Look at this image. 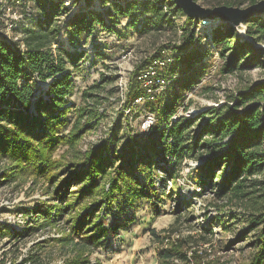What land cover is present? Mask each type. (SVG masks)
<instances>
[{"label":"trees","instance_id":"16d2710c","mask_svg":"<svg viewBox=\"0 0 264 264\" xmlns=\"http://www.w3.org/2000/svg\"><path fill=\"white\" fill-rule=\"evenodd\" d=\"M1 1L18 2L23 9L27 8L25 4L33 2L29 7L32 10H23V19H27L28 24L22 23L14 28L21 38L13 41L0 35V188L29 177L33 186L42 182L46 189L43 195L47 200L32 210L34 223L33 227L28 226V232L56 227L67 217L65 229L58 230L62 232L61 237L46 240V243L54 242L60 249L69 251L62 264H90L93 252L106 242L108 229L101 212L109 211L115 195L124 194L130 204L146 197L143 184L135 174L147 171L150 178V171L154 168L173 181L177 178L175 166L184 158L202 151L206 158L195 169L201 189L209 185L215 187L217 197L250 209L248 224L254 230V236L249 243L253 253L247 264H264V81L239 91L229 100L232 106L224 104L205 113L211 117L192 133L188 144L185 137L200 116L173 118L178 105L176 92L171 94L175 82L185 90L196 84L194 76L183 79L184 75L176 73L174 66L182 60L192 71L202 62L206 51L197 47L200 34L209 49L219 47V71L222 74L260 62L262 51L247 40L237 39L230 24L211 21L207 29L199 32L197 28L202 20L195 22L185 17V23L178 28L181 40L169 53L173 61L162 73L177 77L168 84L172 87L170 96L166 94L169 101L163 102L161 93L149 96L143 81L137 80L139 71L160 57L163 49L138 66L125 95V108L129 112L135 106V100L142 98L150 103L153 98L155 105L150 106V112L155 114V123L160 128L159 140L146 143L127 141L120 155L116 156L109 152L105 143H100L84 153L81 161L70 162L64 154L55 160L53 154L58 147L67 145L69 149L73 148L91 128L89 120L81 124L87 115L85 108L75 113L67 134L59 133L66 126V115L72 110L66 106L71 81L65 69L67 64L76 65L83 55L65 51L61 46L52 48L57 36L53 23L68 15L69 9L62 0ZM91 1L84 0L88 9ZM99 1L103 8L108 5L106 11L91 9L73 15L66 24L67 31L80 36L95 26L109 30L118 23L119 17H128L130 25L133 28L137 25L138 32H141L147 25L140 17L148 12L169 26H174L177 14L185 16L171 0ZM247 1L253 5L260 0ZM224 5L234 7L241 3L227 1ZM139 7L142 11L136 15ZM243 24L248 38L257 44L264 41V15L251 17ZM185 25L189 28L186 29ZM241 61L243 64L239 65ZM35 79L50 81L47 99L35 95ZM156 80L154 77L153 84ZM91 91L90 88L82 92L83 103L88 104L93 99ZM208 136L209 139L203 140ZM142 160H147L145 170L138 169ZM167 165L173 168L167 170L164 168ZM215 179L218 181L211 185ZM165 180H159L158 186L164 188ZM71 184L77 186L74 191H70ZM105 184H109L107 191ZM186 246L187 241L180 240L164 249L159 253V264H201V257L195 251L191 254V261L187 258ZM43 252L41 244H37L22 264H44Z\"/></svg>","mask_w":264,"mask_h":264},{"label":"rangeland","instance_id":"374dc122","mask_svg":"<svg viewBox=\"0 0 264 264\" xmlns=\"http://www.w3.org/2000/svg\"><path fill=\"white\" fill-rule=\"evenodd\" d=\"M227 1L241 3L235 8L245 9L250 6L247 0H201L197 3L212 9L223 6ZM62 2L69 12L53 23L57 36L52 48L61 46L65 51L83 55L76 65L67 64L65 69L71 81V94L67 97L66 106H70L72 110L66 115V126L59 133L67 134L75 120V113L85 108L87 115L81 124L84 125L89 120L91 128L73 148L69 149L67 145L58 147L53 159L58 160L64 154L70 162L81 161L84 153L100 143H105L109 152L116 156L120 155L127 141H158L160 128L155 123V114L150 112V106L155 105L153 98L150 103L145 99L135 103L129 112L125 108V95L135 70L144 60L159 49L169 54L174 45L179 44L181 32L178 28L185 23V16L177 14L174 26H169L148 12L140 17L141 20L145 19L147 25L141 32H138L137 25L136 28L130 25V18L119 17L118 23L109 30L95 26L92 30L75 36L66 29V24L73 15L87 13L91 9L104 12L108 5L103 8L99 0H92L88 9L84 0ZM17 3L3 1L0 7V35L13 41L21 38L14 28L22 23L28 24L27 19H23V10H32L29 7L33 6V2H29L25 4L27 8L23 9L22 4ZM141 11L142 7H139L136 15ZM185 27L189 28L187 25ZM232 27L237 39L247 40L255 49L262 51L260 62L222 74L219 71V47L209 49L200 34L197 47L206 51L202 62L195 65L192 71L187 69L182 60L174 66L176 73L184 75L183 79L191 76L196 79V84L190 90L179 88L180 84L176 82L172 84L174 88L171 94L176 92L178 105L173 118L178 120L181 117L200 116L186 135V144L190 143L192 133L198 131L199 125L202 126L211 117L205 113L211 109H219L224 104L232 106L233 103L229 100L236 97L239 91L264 81V41L257 44L248 38L244 24H241V28ZM197 29L199 30V26ZM238 30L243 33V38L237 37ZM241 64L242 61L239 65ZM33 82L35 95L47 99L50 81L35 79ZM170 85L164 90V94L160 92L163 102L166 99L169 101L166 94L169 95L172 88ZM90 88L93 99L88 104L83 103L81 94ZM158 89L155 95H160ZM31 111L34 113V108ZM149 117L154 122L147 128ZM209 138L203 137V140ZM205 158L202 151H197L193 157L184 158L174 168L177 178L173 181L167 174L154 168L150 171V178L147 171L136 173L143 184L146 197L130 204L126 202L124 194L115 195L109 211L107 209L106 213L101 212V215H105L104 225L108 229L106 242L93 252L90 264H159V253L180 240L187 241L188 246L184 251L189 260L195 251L201 257V264H247L253 253L249 246L254 236V230L248 224L251 211L238 202L217 197L215 187L209 185L206 189H201L195 169ZM146 162L147 160H142L138 169L145 170ZM171 167L167 165L164 168L169 170ZM162 179H166L164 188L157 185ZM217 181L215 179L211 185ZM76 188V185L71 184L70 191ZM108 188L109 184H105L106 191ZM45 190L42 182L33 186L29 177L0 188V264H22L28 252L37 244H41L44 249V264H62L68 257L67 249H60L54 242L46 243V240L61 237L62 232L58 230L65 229L67 217L56 227L28 232V226L33 227L34 223L32 210L47 200L43 195Z\"/></svg>","mask_w":264,"mask_h":264},{"label":"water","instance_id":"95a60500","mask_svg":"<svg viewBox=\"0 0 264 264\" xmlns=\"http://www.w3.org/2000/svg\"><path fill=\"white\" fill-rule=\"evenodd\" d=\"M175 6L180 8L185 17L202 21H218L237 26L241 28V24L251 17L264 15V0L250 5L245 9L220 6L212 9L200 6L195 0H171Z\"/></svg>","mask_w":264,"mask_h":264},{"label":"built area","instance_id":"2783aa9c","mask_svg":"<svg viewBox=\"0 0 264 264\" xmlns=\"http://www.w3.org/2000/svg\"><path fill=\"white\" fill-rule=\"evenodd\" d=\"M2 3L3 1L0 0V5H2ZM211 23H212L211 21H204V22L201 21L199 25V30L197 29V31L200 32L203 29H207L211 25ZM172 61L173 60L171 55L166 54V52L163 51L160 57L154 59L153 61H150L144 69L139 71L137 80L143 81V87L146 89V93L149 96L154 97L155 95L154 93L157 91V88H159L158 89L159 93L164 92V90L167 89V86L170 83V81L177 78L176 76H171V75L164 76V74H162L165 71V69L168 67V65L172 63ZM154 77H157L155 84H153L152 82ZM153 86H156V88L152 89ZM141 100L143 99L139 98L135 100L134 104ZM153 122H154L153 118L149 117V120L146 122L147 123L146 127L150 128Z\"/></svg>","mask_w":264,"mask_h":264},{"label":"bare ground","instance_id":"6f19581e","mask_svg":"<svg viewBox=\"0 0 264 264\" xmlns=\"http://www.w3.org/2000/svg\"><path fill=\"white\" fill-rule=\"evenodd\" d=\"M238 38H243V33H241V31L238 30Z\"/></svg>","mask_w":264,"mask_h":264}]
</instances>
